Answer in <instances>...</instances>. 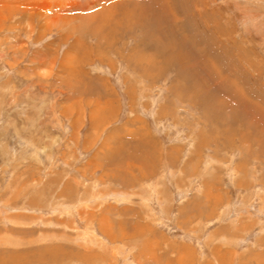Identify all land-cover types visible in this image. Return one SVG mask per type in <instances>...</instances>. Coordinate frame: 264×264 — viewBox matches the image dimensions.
Returning <instances> with one entry per match:
<instances>
[{
	"label": "rangeland",
	"instance_id": "rangeland-1",
	"mask_svg": "<svg viewBox=\"0 0 264 264\" xmlns=\"http://www.w3.org/2000/svg\"><path fill=\"white\" fill-rule=\"evenodd\" d=\"M0 264H264V0H0Z\"/></svg>",
	"mask_w": 264,
	"mask_h": 264
},
{
	"label": "bare ground",
	"instance_id": "bare-ground-1",
	"mask_svg": "<svg viewBox=\"0 0 264 264\" xmlns=\"http://www.w3.org/2000/svg\"><path fill=\"white\" fill-rule=\"evenodd\" d=\"M138 3V2H137ZM155 5H158V4H156V3H154ZM120 5V4H119ZM150 12L153 14L154 13V10H155V8H154V5H152L150 8ZM129 10V9H128ZM149 12V13H150ZM129 14V13H128ZM128 14H124V17H128L129 18V16H128ZM132 15V14H131ZM140 15V14H139ZM150 16V15H149ZM141 17H143V15L141 16ZM159 29V28H158ZM151 32V31H150ZM153 32H151L150 34H152ZM157 33V32H156ZM155 34V33H154ZM160 34H162L161 32H160ZM164 34V33H163ZM159 36V35H158ZM157 36V37H158ZM160 39H155V43H153V45H152V47H153V49H157L158 51H156V52H165V51H168V52H170V50L172 49V43H170V45H168V46H166V47H164L163 45L164 44H162V42L161 41H159ZM167 41V40H166ZM171 42V41H170ZM164 43V42H163ZM168 47V48H167ZM178 55L181 57V56H186L185 54H183V52H178ZM190 77V76H189Z\"/></svg>",
	"mask_w": 264,
	"mask_h": 264
}]
</instances>
